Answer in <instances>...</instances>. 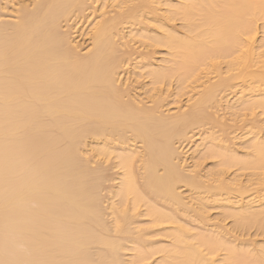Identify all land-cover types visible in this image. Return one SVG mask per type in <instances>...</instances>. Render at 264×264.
<instances>
[{"label": "bare ground", "instance_id": "obj_1", "mask_svg": "<svg viewBox=\"0 0 264 264\" xmlns=\"http://www.w3.org/2000/svg\"><path fill=\"white\" fill-rule=\"evenodd\" d=\"M86 1L21 0L10 18L0 12V264H145L155 256L152 264H264V241L248 249L252 241L232 243L225 227L182 222L183 215L206 221L217 204L233 228L264 232V191L249 195L254 184L264 189V124L262 136L250 125L248 153L240 156L217 135L224 123L209 110L242 82L224 107L231 115L264 114V0H156L163 13L153 0H112L116 13L102 12L81 51L62 23ZM122 24L143 27L123 35ZM134 39L167 49L157 62L146 53L133 67L141 71L135 78H149L143 92L134 86L144 98L118 82L133 54L122 47ZM171 83L179 99L197 95L167 115L161 94ZM197 127L205 135L187 169L177 143ZM113 158L121 172L106 188L114 166L102 162ZM207 159L214 161L205 169ZM230 170L239 174L229 177ZM127 246L134 254L123 260Z\"/></svg>", "mask_w": 264, "mask_h": 264}, {"label": "rangeland", "instance_id": "obj_2", "mask_svg": "<svg viewBox=\"0 0 264 264\" xmlns=\"http://www.w3.org/2000/svg\"><path fill=\"white\" fill-rule=\"evenodd\" d=\"M5 1V0H4ZM4 1H2V0H0V4H2L3 5V3L2 2H4ZM17 1H21V0H11L9 3L6 1V2H4V3H6L8 6H10V7H8L6 4H5V7H3L4 9H2L1 8V10H0V12L2 13V17L1 18H4V19H7L8 17L10 18V16H11V9L13 8H11V6L13 5V3H16ZM106 2V3H104V2ZM156 2V3H155ZM158 1H152V5L153 6H156L157 7V10H159L158 12L159 13H163L164 11H163V9H165V5H163V4H160V2H158ZM173 2H176V0H173ZM104 3V5H102ZM112 4H113V1L112 0H87L86 1V8L83 10V11H79V12H77L76 14H75V17L73 16L70 20H69V22L67 21V22H64V24L62 23V29L63 30H67V31H69V32H71V36H72V39H75V43L76 44H78L79 45V49L81 50V51H86L87 49H88V47L90 46V44H89V42H90V40H89V36H90V34H87V33H89V31H88V29L90 28V26H92V24L95 22V21H97V20H99V19H101L102 17H103V15H102V12L103 11H106V16L107 15H113V14H115L116 12V8L114 7V6H112ZM4 6V5H3ZM164 6V7H163ZM14 7H16V6H14ZM114 7V8H113ZM155 7V8H156ZM163 7V8H162ZM9 8H11L10 10H8ZM162 8V9H161ZM161 9V10H160ZM3 10V11H2ZM161 11V12H160ZM10 14V15H9ZM13 14V13H12ZM8 15V16H7ZM15 15V14H14ZM172 25H175L176 27H179L180 25V22H178V21H174V22H170ZM73 25V26H72ZM141 25H143L142 23H141ZM140 24H137V25H132V26H129V24H122L121 25V32H123V33H121V34H123V35H127L128 33H129V31H130V29H131V27H132V29L134 30L133 32H136V30H137V28H141V27H143V26H141ZM72 26V27H71ZM258 26H259V31H257L258 33H257V37H256V42H255V44L257 43V45L260 43V41L259 40H261V38H260V36H262L261 35V33H262V28H261V26H260V22L258 23ZM175 27V28H176ZM181 27V26H180ZM179 27V28H180ZM65 28V29H64ZM71 28V29H70ZM151 28V27H150ZM71 31H70V30ZM178 29V28H177ZM180 30H181V28H180ZM86 31H88V32H86ZM86 32V33H85ZM125 33V34H124ZM73 37H75V38H73ZM127 37V36H126ZM118 38V37H117ZM258 38V39H257ZM145 44L143 43V42H141V41H138L137 39H134V40H132L131 42H130V45H129V47L128 48H126V47H122V49L123 50H126V51H130V52H132L133 54H130L129 55V57L127 58L128 60H127V62L122 66L121 65V68H119V70H118V72H119V76H118V82L119 83H122V82H124V84H123V86L124 87H127V85L125 84V83H127L128 84V86H130L129 88H131L132 86V88H134V86L135 87H138V88H140L141 86V88L140 89H142V88H144V86L145 85H143V84H146V82L148 83V76H143V75H141L140 77H139V75H138V77L137 78H135L136 76H134L133 75V72L134 71H138V72H141L140 70H138L137 68V70H135V68H133L134 67V65L136 64V63H138L139 62V60H142L143 59V55H146V53H149V55H148V57L150 56V54H152L151 55V58L149 57V60H148V58L146 59V60H148V61H154V60H156V59H160L162 56H164L165 54H166V52H167V49H166V47H148V46H144ZM152 56H154L153 57V59L154 60H152ZM158 60H156V61H154V62H157ZM133 68V69H132ZM143 71V70H142ZM144 72V71H143ZM134 74H135V72H134ZM214 76V75H213ZM211 77V80L212 81H215V79L217 78V77ZM240 83H242V82H239V84L237 85V86H233V87H231V88H229L227 91L226 90H224V91H222V93L220 92V94H226L225 96H223V95H221V96H223L222 97V99H220L219 97H221V96H219L220 94H218V99L219 100H223L224 99V101H226V103L224 102V101H221V103L222 104H224L223 106H222V104L221 105H219V103H220V101H218L219 103H217L218 104V106H217V108H214L213 109V107H214V105H213V107L212 108H209V110H214V113L216 114H214L213 113V111H212V114H214L216 117V119L217 120H219V121H221V123L223 124L224 123V126L222 125V126H216L215 127V131H216V133H218L217 135H219V137H220V135H221V138H222V135H223V138L222 139H224V137H226L225 138V141H227L226 143H227V145H229V147L231 148V149H233V150H235V152H238L239 153V155L241 154V155H245L246 153H248V152H246V151H248V149H246V147L244 146V145H246V143L248 142L246 139L248 138L249 139V137H251L250 136V134L247 136V131H248V129H251V127L253 128L255 125V131L256 132H260V135L262 136L263 135V133H264V114H262L261 112H260V110H256V113H254V114H241V115H238V114H232L231 115V111H230V109H226V108H228V107H226L227 105H229V103L232 101V99H234V98H237L239 95L238 94H240V89H241V86H240ZM172 84V83H171ZM147 85V84H146ZM171 86V85H170ZM167 87V88H163L164 90H166L165 92H163L161 95L162 96H164L163 98H162V107H161V111H163V112H165L166 114L168 113V114H173V113H175V112H177L178 113V111L180 112L181 110L182 111H184L185 109H187L188 108V104H190L189 102H191L190 100L192 99V97L193 96H195L196 97V95H197V91H195L196 92V95H195V93H193L194 91H192V92H189L188 94H185L184 96H182V97H180V99L176 96V92H174V91H176L175 89V86H176V84L175 83H173L172 84V86L171 87ZM138 88L137 89H135L134 88V91L138 94L139 93V95L140 96H146L145 95V93L144 94H142V93H140V92H138L139 90H138ZM145 88H148V85L145 87ZM145 88L144 89H142V91L141 92H143V90H145ZM226 91V92H225ZM191 93V94H190ZM174 94H175V97H177V99L179 100H177L175 97H174ZM193 94V95H192ZM190 95H192V96H190ZM143 97V98H144ZM195 97H193V99L195 98ZM225 97V98H224ZM191 98V99H190ZM225 99H227V100H225ZM146 100V99H145ZM235 100V99H234ZM230 101V102H229ZM224 102V103H223ZM233 102V101H232ZM231 102V103H232ZM148 105V104H147ZM226 108H225V107ZM216 109V110H215ZM216 111V112H215ZM230 111V112H229ZM167 114V115H168ZM226 124V125H225ZM250 125H251V127H250ZM261 126V125H263V130H262V128L261 127H259V126ZM256 128H259V129H256ZM261 130V131H260ZM204 131V130H203ZM202 131V128H194L192 131H190L189 133H188V138L187 139H185L183 142H178L177 143V145H179L178 146V149H179V152H180V156H181V164H183L182 166L183 167H187V169L189 168V169H192L193 168V165H194V160H196V157H197V155H198V150L197 151H195V149L197 148L196 146H197V144L201 141L200 139H201V137H202V135H205V133ZM220 131V132H219ZM223 131V132H222ZM227 131V132H226ZM263 131V133H261ZM225 132V133H224ZM222 133V134H221ZM258 135H259V133H258ZM259 135V136H260ZM228 139V140H227ZM250 140V139H249ZM245 141H247L246 143H244ZM135 145H140V144H138V143H134ZM89 146H91V144H89L88 145V148H89ZM202 147V146H201ZM138 148H140V147H138ZM201 149V148H200ZM240 155V156H241ZM183 157V158H182ZM184 159V160H183ZM115 159L113 158V159H111V160H108V162H105V163H103L102 161V164H106V165H108L109 163L111 164L110 166H112L113 164L111 163L112 161H114ZM214 161V159L212 160V159H207V160H205L204 161V163L202 164V167L204 166V168L206 169V168H208V167H210L211 165H212V162ZM100 162V163H101ZM99 163V164H100ZM90 164V163H89ZM96 166V163H91L90 164V166ZM92 166V167H93ZM114 166V165H113ZM234 170H236V169H234ZM234 170H230V172H229V177H232L231 175L232 174H235V175H238L239 173L237 172V173H235L234 172ZM120 172H121V170L119 169V167H112V168H110V170H109V173H110V179H111V177H112V179L111 180H109V181H106V182H104L105 183V185L107 186H105L104 184V187H106V188H111V187H113L115 184H117V181L119 180L118 179V177H119V175H120ZM234 172V173H233ZM239 179L241 180V181H243V182H245V176H243V175H241L240 177H239ZM244 179V180H243ZM253 190L252 191H250L249 192V195L251 194V196L252 195H254L256 198H257V196L259 195V194H262V192L264 191V189H262V187L259 185V184H254L253 185ZM103 191H106V192H102L103 193V195L105 196V194L107 193V190H103ZM180 191H182V194L183 195H185V196H188V195H190V192L188 191V189H187V187H185V186H181L180 187ZM107 195V194H106ZM103 196V198H105ZM107 198H105V200H106ZM109 200H106V201H104V203H103V205L104 206H106V205H108L109 204V202H108ZM107 203V204H106ZM217 205V204H216ZM216 205H214V206H212V207H210V208H208L207 209V212H206V221H205V219L204 220H201V217H199V215L198 216H194V218L193 219H195V218H197V219H195V220H190V219H188L186 216H182V218H183V224H185V225H189V224H186V223H190V226L191 227H189V228H193V227H196L197 228V230H202L203 228L205 229V227H206V229H210L209 227H211V230H213L212 229V227L214 228V229H216V227H218V228H220V229H223L224 227V231L226 230L227 231V233H226V235H228V236H226V238H228V237H230L231 239H233V242L232 243H234V242H244V241H248V240H250V242L252 241V243L250 244V245H248L247 246V248L248 249H253L254 250V248L256 247V245H257V243H260V242H262V241H264V232L262 233V232H260V231H257V230H255L256 228H251L250 230H244V229H237L236 228V226H235V228H233V219H231V218H223L221 215H220V213L222 212V211H220V210H222V209H220V207L221 206H219V207H217ZM221 208H223V207H221ZM143 209V207H140L137 211H135V212H139V211H141ZM108 211V210H107ZM221 216V217H220ZM186 218H187V220H190V221H188L187 222V220H186ZM109 219V218H108ZM136 219L140 222V223H144V222H146L147 220H148V217L147 216H144V215H139V216H136ZM192 219V218H191ZM182 220V219H181ZM201 220V221H200ZM180 221V220H179ZM202 221H205V226L204 225H202L201 223H203ZM138 222V223H139ZM137 223V224H138ZM206 223L208 224V225H206ZM218 225H220V226H218ZM202 226H203V228H202ZM223 227V228H222ZM229 229V230H227V229ZM195 229V228H194ZM196 230V229H195ZM228 233H230V234H228ZM164 239V240H163ZM229 239V238H228ZM231 239H229V240H231ZM151 240L152 241H154L155 243H158V244H160V243H168L167 241H169V238H166V237H161V236H154V237H152L151 238ZM162 241V242H159V241ZM243 240V241H242ZM262 240V241H261ZM158 241V242H157ZM232 241V240H231ZM253 241H255V242H253ZM257 241V242H256ZM259 241V242H258ZM249 242V241H248ZM249 242V243H250ZM128 243V242H127ZM236 243V244H237ZM255 243V244H254ZM128 245H131L130 243L128 244ZM255 245V246H254ZM253 246H254V248H253ZM128 247L129 246H127V250L125 249L124 250V252H122V254H121V257H122V259L124 260H128V258H131V257H129L130 256V254H134V252L130 249V250H128ZM252 247V248H251ZM224 252V251H223ZM132 254V255H133ZM125 256V257H124ZM224 255H221V258L223 257ZM157 256H155L154 258H156ZM154 258H152V259H150L148 262H146L145 264H152V261L154 260ZM221 261H223V260H221ZM219 264H221L220 262H219ZM222 264H224V261L222 262Z\"/></svg>", "mask_w": 264, "mask_h": 264}]
</instances>
